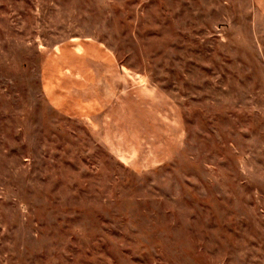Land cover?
<instances>
[{
  "label": "rangeland",
  "instance_id": "1",
  "mask_svg": "<svg viewBox=\"0 0 264 264\" xmlns=\"http://www.w3.org/2000/svg\"><path fill=\"white\" fill-rule=\"evenodd\" d=\"M0 264H264V8L0 0Z\"/></svg>",
  "mask_w": 264,
  "mask_h": 264
},
{
  "label": "crops",
  "instance_id": "2",
  "mask_svg": "<svg viewBox=\"0 0 264 264\" xmlns=\"http://www.w3.org/2000/svg\"><path fill=\"white\" fill-rule=\"evenodd\" d=\"M254 1L257 5V8H259V9L264 8V0H254Z\"/></svg>",
  "mask_w": 264,
  "mask_h": 264
}]
</instances>
